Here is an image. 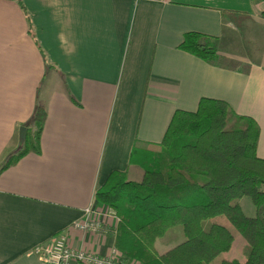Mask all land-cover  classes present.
<instances>
[{"label": "crops", "instance_id": "0c3cea01", "mask_svg": "<svg viewBox=\"0 0 264 264\" xmlns=\"http://www.w3.org/2000/svg\"><path fill=\"white\" fill-rule=\"evenodd\" d=\"M23 2L34 36L19 1L0 0V169L39 105L47 118L41 151L0 171V264H46L32 250L62 232L72 248L111 255L115 235L75 224L104 208L95 194L112 171L141 180L133 149L161 142L175 111H196L202 97L253 117L264 158V0ZM188 31L217 38L216 63L179 48ZM240 204L255 215L249 197ZM102 212L100 223L116 224ZM179 234L158 238V252ZM245 245L237 236L226 257L245 261Z\"/></svg>", "mask_w": 264, "mask_h": 264}, {"label": "trees", "instance_id": "16d2710c", "mask_svg": "<svg viewBox=\"0 0 264 264\" xmlns=\"http://www.w3.org/2000/svg\"><path fill=\"white\" fill-rule=\"evenodd\" d=\"M18 1L34 36L31 16ZM179 48L208 63L220 58L217 38L198 31L186 32ZM46 118V107L39 105L22 148L0 171L28 152L41 151ZM259 139L258 122L237 114L225 100L202 97L196 111L177 109L161 142L133 149L132 156L139 152L142 179L130 180L126 171L114 170L96 190V200L117 217L115 225L100 223L99 231L115 235L120 263L264 264ZM243 197L251 199L255 215L244 212ZM175 229L184 240L159 253L157 239ZM237 236L246 240L243 262L225 254Z\"/></svg>", "mask_w": 264, "mask_h": 264}, {"label": "built area", "instance_id": "2783aa9c", "mask_svg": "<svg viewBox=\"0 0 264 264\" xmlns=\"http://www.w3.org/2000/svg\"><path fill=\"white\" fill-rule=\"evenodd\" d=\"M86 211L84 219L75 224L76 229L99 231V220L95 217L91 218L92 213L95 212L93 206L88 207ZM103 213L113 214L107 207L106 212ZM32 251L46 264H72L74 261L78 264H118L121 256L117 249H114L111 255L102 256L82 248H72L68 234L64 232L55 235L49 242L37 245Z\"/></svg>", "mask_w": 264, "mask_h": 264}, {"label": "rangeland", "instance_id": "374dc122", "mask_svg": "<svg viewBox=\"0 0 264 264\" xmlns=\"http://www.w3.org/2000/svg\"><path fill=\"white\" fill-rule=\"evenodd\" d=\"M34 116H35V113H34ZM34 116H33V119H34ZM245 124V123H244ZM244 124H241L240 126H244ZM19 133H20V130H19ZM21 137V136H20ZM21 139H22V137H21ZM22 141H23V139H22ZM23 143V142H22ZM148 147H150V146H145V148H148ZM154 147V144H152V147L151 148H153ZM141 156H143V152H142V155ZM138 158H139V152L138 151H136L134 154H133V156H132V154H131V158H130V160L131 161H137L138 160ZM5 162V161H4ZM138 164V163H137ZM139 165V164H138ZM127 176H128V174H127ZM95 207V208H94ZM93 207V209H94V211L95 212H93L92 213V215H91V218H94L95 217V214H97V215H99V217H100V212L102 211V210H104L105 212H106V206H104V208H102L101 210H100V208H98L97 206H94ZM103 213V212H102ZM104 214L105 213H103V216H104ZM108 215H111L112 216V214H108ZM98 217V218H99ZM93 232H95V231H93ZM96 232H98V231H96ZM171 237V236H170ZM172 238V237H171ZM173 239H175V237H173ZM170 248V247H169ZM118 264H120V263H118ZM124 264H139V262H137V261H134V262H130V263H124Z\"/></svg>", "mask_w": 264, "mask_h": 264}, {"label": "water", "instance_id": "95a60500", "mask_svg": "<svg viewBox=\"0 0 264 264\" xmlns=\"http://www.w3.org/2000/svg\"><path fill=\"white\" fill-rule=\"evenodd\" d=\"M27 134V127L26 126H22L20 128V136L22 137V139L24 140Z\"/></svg>", "mask_w": 264, "mask_h": 264}]
</instances>
